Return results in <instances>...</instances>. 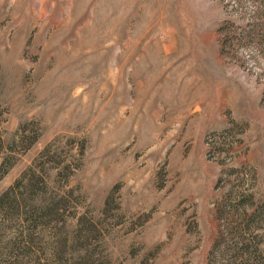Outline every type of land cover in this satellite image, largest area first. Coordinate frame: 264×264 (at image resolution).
Returning a JSON list of instances; mask_svg holds the SVG:
<instances>
[{
    "label": "rangeland",
    "instance_id": "1",
    "mask_svg": "<svg viewBox=\"0 0 264 264\" xmlns=\"http://www.w3.org/2000/svg\"><path fill=\"white\" fill-rule=\"evenodd\" d=\"M5 158L70 196L64 264H264V0H0Z\"/></svg>",
    "mask_w": 264,
    "mask_h": 264
},
{
    "label": "trees",
    "instance_id": "2",
    "mask_svg": "<svg viewBox=\"0 0 264 264\" xmlns=\"http://www.w3.org/2000/svg\"><path fill=\"white\" fill-rule=\"evenodd\" d=\"M14 165L12 159L0 160V182ZM64 169L68 170L69 166ZM49 180V170L44 165L35 166L0 196V264H64L67 261L65 254L69 234L64 214L70 196L50 194ZM249 209V205H243L241 210L244 217L242 231L252 235L248 241L258 236L249 227L253 217V213H248ZM82 221L79 219V227L71 236L74 243L80 245L96 228L91 220L82 227ZM53 228L56 236L50 238ZM63 232L66 233L64 237L61 235ZM240 250L241 257L251 253L248 247ZM84 252L85 255L74 264H95V254L92 251Z\"/></svg>",
    "mask_w": 264,
    "mask_h": 264
}]
</instances>
